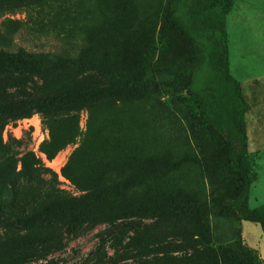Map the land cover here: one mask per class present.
Returning <instances> with one entry per match:
<instances>
[{
    "label": "rangeland",
    "instance_id": "374dc122",
    "mask_svg": "<svg viewBox=\"0 0 264 264\" xmlns=\"http://www.w3.org/2000/svg\"><path fill=\"white\" fill-rule=\"evenodd\" d=\"M168 1L70 0L60 15L52 10L46 16L36 10L6 14L5 19L17 22L7 24L15 32L7 42L8 51L15 53L22 48L31 53L60 54L70 64L45 66L41 73H18L11 82L14 88L10 96L109 85L120 73H137L148 63L165 67L187 55L184 35L178 30H164L162 12ZM36 18L54 20L56 32L33 31ZM226 30L230 72L241 83L250 105L245 122L248 152L258 175L249 198V206L254 209L264 205V0H234ZM190 69V62H184L176 82L152 86L140 99L121 103L117 112L108 110L107 103H102L92 118L88 111H81L73 121L79 137L56 151L53 141L71 128L70 122L57 127L52 138L39 114L6 125L0 135V155L11 158L7 165L14 174L4 183L8 190L15 189L16 199L3 211L25 209L34 200L49 202L54 197L60 200L83 195L85 190L72 177L87 168L78 163L79 170L73 172L75 164L70 160L96 118L99 127H107L100 134L101 152L112 160L119 156L132 163L133 177L137 171L142 175L143 185L131 191L134 200L200 196L208 206V222L190 223L186 218L146 220L137 230L118 235L112 242L106 235V224L85 221L58 226L52 217L44 218L33 222V232L55 234L60 248L50 250L45 258L29 257L25 264H220L228 248L238 255L234 264H264L260 227L236 221L228 211L223 212L237 196L240 181L228 169L224 139L201 119V104L186 91ZM93 170L91 166L85 174ZM5 195L11 198L8 192ZM118 201L122 198L109 200L106 206ZM30 232L19 226H0V264H13L3 250L8 246L2 243L12 244L15 237L20 240ZM99 235H104L106 256L96 252ZM111 245L117 249L113 259H109L113 256Z\"/></svg>",
    "mask_w": 264,
    "mask_h": 264
},
{
    "label": "trees",
    "instance_id": "16d2710c",
    "mask_svg": "<svg viewBox=\"0 0 264 264\" xmlns=\"http://www.w3.org/2000/svg\"><path fill=\"white\" fill-rule=\"evenodd\" d=\"M75 1L82 3L84 0ZM69 2L70 0H0V18L22 10H36L39 15L44 16L52 10L60 15L67 10ZM233 6L234 0H169L162 12L163 27L165 32L178 30L184 35L189 47L187 55L171 60L165 67L148 63L137 73H120L117 80L109 85L82 86L62 92L24 94L19 97L10 96V90L14 88L11 82L15 81L18 73H41L45 66L70 64L68 58L60 54L31 53L22 48L15 53L8 51L7 42L15 32L11 31L10 26L8 29L7 24L17 22L2 19L0 135L6 125L28 119L34 114L41 116L42 124L50 131L51 138L57 127L62 128L63 122H70L71 128H67V132L58 141H53L56 151L79 137L80 132L73 127V121L81 111H88L92 118L97 108L102 103H107L108 110L117 112L121 103L140 99L142 93L152 86L176 82L180 66L188 61L191 69L186 91L201 104V119L214 127L224 139L229 155L228 169L240 181L237 196L227 203L223 212L228 211L236 221L259 226L264 234V205L254 209L249 206L251 186L258 180L256 166L252 164L248 152L245 116L250 111V105L243 95L241 83L230 72L226 19ZM33 24L32 30L38 33L56 32L57 27L52 19L36 18ZM65 29L62 28V33H65ZM105 128L107 127H99L95 118V124L86 129L81 147L70 160L71 164H75L71 168L73 172L79 170L78 163H84L87 170L94 167L87 175L86 170L72 177L85 190L78 198L58 200L54 197L49 202L47 199L34 200L25 209L4 212L3 207L10 206L16 199V192L15 189L8 190L4 183L6 178L9 179L14 174L7 165L11 158L6 154L0 155L1 161L3 160L0 163V226L7 229L19 226L31 230L20 240L15 237L12 244L2 243L8 246H3V250L13 264H25L33 256L45 258L50 250L60 248L55 234L41 235L33 232V222L44 218L52 217L54 224L58 226H75L85 221L92 225L106 224L109 228L106 235L112 242L118 235H128L137 230L146 220L186 218L190 223L208 222V206L200 196L164 197L155 202L148 199L134 200L131 191L136 186L143 185L142 175L137 171L133 177L132 163L122 161L119 156L112 160L101 152L103 140L100 134ZM103 159L106 160L104 164L101 161ZM66 168L70 169L69 163ZM33 172L36 173L35 177H39L37 170ZM20 173L26 175L23 171ZM7 192L11 198L6 197ZM116 198H122V201L106 206L109 200ZM144 198H148L146 194ZM98 241L96 252L106 256L104 235H99ZM111 247L113 256L109 259L117 255V249L114 245ZM237 258L236 251L228 248L222 253L220 264H234Z\"/></svg>",
    "mask_w": 264,
    "mask_h": 264
}]
</instances>
